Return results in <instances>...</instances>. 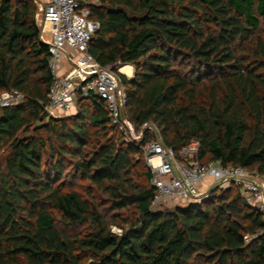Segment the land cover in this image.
I'll list each match as a JSON object with an SVG mask.
<instances>
[{
	"label": "trees",
	"instance_id": "obj_1",
	"mask_svg": "<svg viewBox=\"0 0 264 264\" xmlns=\"http://www.w3.org/2000/svg\"><path fill=\"white\" fill-rule=\"evenodd\" d=\"M78 2L99 23L93 59L133 68L118 75L137 131L153 125L175 152L196 141L201 164L264 177V0ZM35 15L32 0H0V94L23 95L0 108V264H264L263 216L235 186L154 210L144 155L102 100L47 115Z\"/></svg>",
	"mask_w": 264,
	"mask_h": 264
},
{
	"label": "built area",
	"instance_id": "obj_2",
	"mask_svg": "<svg viewBox=\"0 0 264 264\" xmlns=\"http://www.w3.org/2000/svg\"><path fill=\"white\" fill-rule=\"evenodd\" d=\"M32 1L36 6L40 39L47 45L49 54L52 83L44 110L50 118L60 119L71 113L78 99L102 100L110 125L122 135L124 143L137 145L145 157L154 190V210L169 200L180 204L200 203L215 189L233 185L244 203L264 216L263 176L238 166L224 167L218 162L201 164L197 160L198 142L193 141L175 152L163 145L153 125L135 129L125 116L127 100L118 74L127 79L128 76L121 72L122 67L116 72L113 66H100L88 52V44L99 30V23L91 19L87 6L78 0ZM22 100L23 95L16 90L1 93L0 108L18 105ZM146 131L151 137L143 143Z\"/></svg>",
	"mask_w": 264,
	"mask_h": 264
},
{
	"label": "rangeland",
	"instance_id": "obj_3",
	"mask_svg": "<svg viewBox=\"0 0 264 264\" xmlns=\"http://www.w3.org/2000/svg\"><path fill=\"white\" fill-rule=\"evenodd\" d=\"M120 69V68H119ZM118 69V70H119ZM132 77V76H131ZM76 113V109H74L71 113H68L65 115L66 116H71V115H74ZM144 162H145V157H144ZM146 163V162H145ZM87 185L86 182H83V183H80V184H77L78 187H85ZM207 200V199H205ZM205 200L201 201L200 203H203ZM191 203H197V202H183V203H178V201H173V200H169L167 201L166 203H161L160 206H157L156 209H172L175 207V205L177 204V206L179 207H186L187 205L191 204ZM114 232H116L115 229H113ZM117 233V232H116Z\"/></svg>",
	"mask_w": 264,
	"mask_h": 264
},
{
	"label": "bare ground",
	"instance_id": "obj_4",
	"mask_svg": "<svg viewBox=\"0 0 264 264\" xmlns=\"http://www.w3.org/2000/svg\"><path fill=\"white\" fill-rule=\"evenodd\" d=\"M121 72L127 76H131V68H129L127 66H123Z\"/></svg>",
	"mask_w": 264,
	"mask_h": 264
},
{
	"label": "crops",
	"instance_id": "obj_5",
	"mask_svg": "<svg viewBox=\"0 0 264 264\" xmlns=\"http://www.w3.org/2000/svg\"><path fill=\"white\" fill-rule=\"evenodd\" d=\"M38 20H39V14H38ZM127 67L131 68V76H132L133 75V68L129 65ZM121 70H122V68H121ZM131 76H128L129 80L131 79ZM263 222H264V216H263Z\"/></svg>",
	"mask_w": 264,
	"mask_h": 264
},
{
	"label": "water",
	"instance_id": "obj_6",
	"mask_svg": "<svg viewBox=\"0 0 264 264\" xmlns=\"http://www.w3.org/2000/svg\"><path fill=\"white\" fill-rule=\"evenodd\" d=\"M133 76V75H132ZM143 132L145 131V129L142 130Z\"/></svg>",
	"mask_w": 264,
	"mask_h": 264
}]
</instances>
